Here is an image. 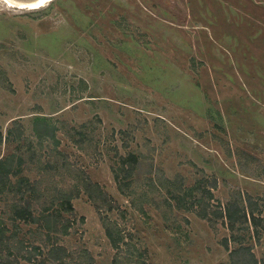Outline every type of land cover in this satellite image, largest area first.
Instances as JSON below:
<instances>
[{"label":"rangeland","instance_id":"1","mask_svg":"<svg viewBox=\"0 0 264 264\" xmlns=\"http://www.w3.org/2000/svg\"><path fill=\"white\" fill-rule=\"evenodd\" d=\"M0 131V157L22 156L37 187L35 215L73 196L48 234L14 221L4 195L14 263L57 242L71 264H115L103 217L148 264H233L240 244L262 259L264 228L231 229L225 207L251 201L264 220V0H0ZM88 181L115 209L96 207Z\"/></svg>","mask_w":264,"mask_h":264},{"label":"trees","instance_id":"2","mask_svg":"<svg viewBox=\"0 0 264 264\" xmlns=\"http://www.w3.org/2000/svg\"><path fill=\"white\" fill-rule=\"evenodd\" d=\"M36 121L39 122L38 124H44L41 128L39 126L36 127L37 133L40 136L49 135L52 130L49 129V125L46 121L42 119ZM12 133L13 131L11 130V134ZM2 141L3 133L0 131V144ZM136 162L137 157L133 154H129L128 156L122 158L120 171H122L123 174L120 175V172H117L115 175L121 188L123 183L129 181L132 177L135 171ZM23 163L24 158L22 156L8 155L6 157H0V200L3 199L6 194L10 193L14 195V200L11 204L12 218L14 221L19 220L25 223H38L44 221L48 229L47 233L50 234V232L58 230L57 222H59L61 210H74L72 204L73 196L72 194H62L59 200L60 207L54 208L51 206L49 211L46 212L42 210L41 214L35 215L32 204L34 203V197H37L38 199L36 190L37 187L33 185L28 176L22 174ZM86 188L88 189L90 198L95 204H97L96 207L99 210H101L102 203H108L109 210L115 209L114 203L99 185H94L91 181H88ZM194 191L195 187L187 189V193L190 195H192ZM184 194L185 192L182 195L184 196ZM183 196L177 199L182 200ZM211 197L212 193L210 192L209 198ZM251 204L252 202L250 201V209H247L240 204L230 205L229 203L225 207V216L228 219L231 229L235 230L238 222L248 223V221H251V224L255 227V231H257V234L260 235L259 226L261 225L262 228H264V220L255 214L256 208H253ZM46 210H48V208ZM206 213L207 212H205L203 216H206ZM221 214L223 215L222 210L220 212V215ZM103 219L106 235L113 248L117 251L116 257L114 258L115 264H148L146 259L141 258L140 256H135L132 252H130V250H128V241L126 240L125 234L119 229V227L106 217H103ZM63 228L65 233H68L65 225H63ZM7 230L6 224H4L0 218V264H20L19 262L14 263L13 260H10L11 255H16V245L13 243L14 235H7ZM48 239L51 240V238ZM229 242L230 239L226 238L224 245L228 250ZM33 250L34 251H27V254L22 253L20 255L24 259H27L29 263L31 262L33 264H71L70 262L72 261L70 256L71 253L67 247L57 242H52L50 245L47 244L46 247H42L41 245L34 246ZM4 252H6L8 256H4ZM36 253L40 254V256H37ZM229 254L233 264H264V258L258 259V257L252 252V249L250 247L243 246V244H240L239 247L230 250ZM120 258L125 259L126 262L124 263V260L119 261Z\"/></svg>","mask_w":264,"mask_h":264},{"label":"bare ground","instance_id":"3","mask_svg":"<svg viewBox=\"0 0 264 264\" xmlns=\"http://www.w3.org/2000/svg\"><path fill=\"white\" fill-rule=\"evenodd\" d=\"M10 5H17L24 9L40 8L48 4L51 0H8Z\"/></svg>","mask_w":264,"mask_h":264}]
</instances>
